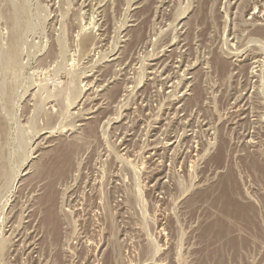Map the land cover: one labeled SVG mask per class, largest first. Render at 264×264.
Instances as JSON below:
<instances>
[{"label": "rangeland", "instance_id": "374dc122", "mask_svg": "<svg viewBox=\"0 0 264 264\" xmlns=\"http://www.w3.org/2000/svg\"><path fill=\"white\" fill-rule=\"evenodd\" d=\"M0 264H264V0H0Z\"/></svg>", "mask_w": 264, "mask_h": 264}, {"label": "bare ground", "instance_id": "6f19581e", "mask_svg": "<svg viewBox=\"0 0 264 264\" xmlns=\"http://www.w3.org/2000/svg\"><path fill=\"white\" fill-rule=\"evenodd\" d=\"M219 66H221L220 69H222V71H223L225 69L226 64L224 65L222 62ZM223 154H224V147L222 146L219 149V152L216 153V156H217L216 158L218 159V161H220V162L222 161ZM56 156L58 158L60 157L59 160H56V161H58V163H55L54 159H53L54 160V162H53L51 160L52 159V157H51V159H50L51 162L46 163V164L44 163L42 166L43 167L42 170L39 172V174H45L46 176H48L50 178V180L53 182V183L51 182V184H49L50 189H47L45 191V193L41 197V201H42V203H44V206H45V210L43 209L44 212L42 210V213H43L42 225L45 228V230L47 231V233H49V234L51 233L53 235L54 241L58 239L59 234H60V220H59L57 213H56V196H55L56 194H55V188H54V182H55L54 180L58 177L61 178L62 176H65V174L68 172L69 167H70V163H69L70 153H69L67 147H61L58 150V153ZM54 158H55V156H54ZM58 168H59V170L57 171ZM232 173L233 172L231 170H228L224 179L222 178L223 180H221V182H219L220 185H219V188L217 191V193H218V195L216 196L217 199L215 198V201H212L210 198V199H208V201L210 200V203H213L212 205L216 204L219 207L220 211H222L226 214H229V215L234 216V217L242 218L244 220L248 219L249 222L252 220V218L255 220V218L253 217V210H249V208H247L246 206H242L243 203L238 198V194H239L238 189L239 188L237 189L236 182L234 180ZM213 195H215V194H211L210 196H213ZM218 207H216V208H218ZM216 218H215V220L212 218L213 224L210 223L213 228L215 227V229L216 228H217V230L219 229L218 231H220V232L222 230L225 231L226 230L225 228L228 229V227H225V225H224L225 223L222 222L221 219H219V218L216 219ZM250 223H252V221ZM207 226H208V224H207ZM223 226H224L225 230L222 229ZM211 231L209 233H211ZM221 233H219V234H221ZM215 236H218V235H215ZM232 242H234V241H232ZM235 242H234V244H235ZM226 244L229 245L232 243L229 242ZM234 244L230 245L232 247L231 250L236 251L233 249L234 247L236 249V245H234ZM226 247H227V245L224 246V248H226ZM220 251H222V250H220ZM223 251H225V250L223 249ZM221 254H223V253H221ZM221 254L219 253V255H221Z\"/></svg>", "mask_w": 264, "mask_h": 264}]
</instances>
